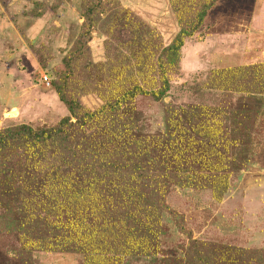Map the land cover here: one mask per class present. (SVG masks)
Instances as JSON below:
<instances>
[{"label": "rangeland", "instance_id": "374dc122", "mask_svg": "<svg viewBox=\"0 0 264 264\" xmlns=\"http://www.w3.org/2000/svg\"><path fill=\"white\" fill-rule=\"evenodd\" d=\"M0 264H264V0H0Z\"/></svg>", "mask_w": 264, "mask_h": 264}, {"label": "trees", "instance_id": "16d2710c", "mask_svg": "<svg viewBox=\"0 0 264 264\" xmlns=\"http://www.w3.org/2000/svg\"><path fill=\"white\" fill-rule=\"evenodd\" d=\"M181 43H182V41L179 40V43H175V45H173V47H174L173 49H179V47L181 46ZM61 97H62V99L67 100L64 95H61ZM70 106H71V109L73 110V112H76L74 109L75 108L74 105L71 104ZM77 125H78V123L71 122L70 118L66 117V118L62 119L60 121L59 125L56 127L39 128V129L33 130L32 128L27 127L26 125H22L21 128L26 130L25 132L28 135H30L36 139H40L43 142L60 140L62 142L67 143L68 139L70 137L68 129L69 128L75 129L77 127ZM119 166H123V165L119 164ZM101 167L103 169H105V171L108 168V169H111L112 172H114L118 166H111L110 163L109 164L102 163ZM99 172L105 173L104 171H101L100 169H99ZM134 208H136V207H134ZM141 231L144 232L143 230H141ZM144 234L148 236V233H144Z\"/></svg>", "mask_w": 264, "mask_h": 264}, {"label": "built area", "instance_id": "2783aa9c", "mask_svg": "<svg viewBox=\"0 0 264 264\" xmlns=\"http://www.w3.org/2000/svg\"><path fill=\"white\" fill-rule=\"evenodd\" d=\"M44 80H48V76L44 75Z\"/></svg>", "mask_w": 264, "mask_h": 264}]
</instances>
